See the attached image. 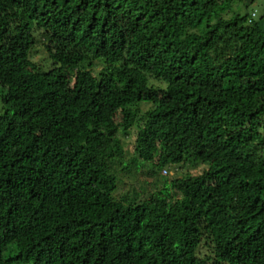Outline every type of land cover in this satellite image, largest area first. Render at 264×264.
<instances>
[{
  "label": "trees",
  "instance_id": "1",
  "mask_svg": "<svg viewBox=\"0 0 264 264\" xmlns=\"http://www.w3.org/2000/svg\"><path fill=\"white\" fill-rule=\"evenodd\" d=\"M233 2L0 0V264H264V14ZM134 129L151 175L206 168L116 197Z\"/></svg>",
  "mask_w": 264,
  "mask_h": 264
},
{
  "label": "rangeland",
  "instance_id": "2",
  "mask_svg": "<svg viewBox=\"0 0 264 264\" xmlns=\"http://www.w3.org/2000/svg\"><path fill=\"white\" fill-rule=\"evenodd\" d=\"M264 0H256L255 4H249L247 0H234L232 9L222 15L224 18H229L233 15V12L239 14L255 12L257 18L264 14ZM249 4V5H247ZM247 5V6H246ZM32 62H37L39 67L47 72L53 67V63L47 58L42 47H38L35 51L30 53L29 56ZM103 65L100 62L94 63V72L97 74L102 69ZM0 89V115L5 114L8 109L3 105L1 100ZM142 110L146 111L148 106L142 105ZM122 136V135H121ZM124 144V157L122 164L117 165L115 174L118 178V190L116 197L122 196H138L139 199L148 197L150 194L159 192L165 184L169 186V183L175 178L185 177L187 175H196L201 173L206 166L184 163L181 165H170L164 168L160 174L151 175V168L149 163L139 159L134 152L136 141V130H131L126 136H122ZM128 166L123 170L122 165Z\"/></svg>",
  "mask_w": 264,
  "mask_h": 264
},
{
  "label": "built area",
  "instance_id": "3",
  "mask_svg": "<svg viewBox=\"0 0 264 264\" xmlns=\"http://www.w3.org/2000/svg\"><path fill=\"white\" fill-rule=\"evenodd\" d=\"M253 17H255L256 16V13H253V15H252Z\"/></svg>",
  "mask_w": 264,
  "mask_h": 264
}]
</instances>
